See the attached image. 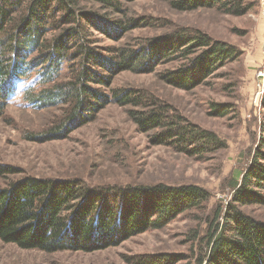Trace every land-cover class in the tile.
<instances>
[{
	"label": "trees",
	"instance_id": "16d2710c",
	"mask_svg": "<svg viewBox=\"0 0 264 264\" xmlns=\"http://www.w3.org/2000/svg\"><path fill=\"white\" fill-rule=\"evenodd\" d=\"M138 0H0V115L31 52V63L58 70L55 87L35 97L39 110L54 108L60 119L40 137L65 139L92 122L109 104L125 107L137 131L152 133V145L189 155L223 147L214 133L188 122L168 104L133 88H114L123 72L158 73L174 89L190 92L215 71L236 61L235 46L198 29L174 28L140 45L122 41L147 17H131ZM176 12L214 10L241 17L256 0H162ZM111 44L100 45L95 34ZM212 113L228 115L227 106L210 104ZM264 121V107H263ZM0 165V177L13 174ZM230 200L213 212L204 248L194 263L185 255L159 253L126 258L127 264H264V222L241 211L264 207V138L237 178L229 183ZM211 195L194 184L164 183L90 186L76 179L25 177L0 187V241L44 253H93L117 247L147 231L161 230L186 212L200 210ZM199 233L192 237L196 241Z\"/></svg>",
	"mask_w": 264,
	"mask_h": 264
},
{
	"label": "rangeland",
	"instance_id": "374dc122",
	"mask_svg": "<svg viewBox=\"0 0 264 264\" xmlns=\"http://www.w3.org/2000/svg\"><path fill=\"white\" fill-rule=\"evenodd\" d=\"M127 8L131 17H147L151 23L126 35L125 43L140 45L174 28H188L240 50L236 61L219 68L190 92L166 86L157 77L176 63L160 64L153 74L123 72L113 82L114 88L141 90L170 105L188 122L214 133L223 147L192 156L173 147L152 145V133L138 132L126 116L127 108L115 104L107 105L92 122L65 139L42 141L40 134L49 130L62 112L54 108L19 112L7 105L0 115V165L14 173L0 177V187L25 177L76 179L90 186L194 184L209 191L211 199L202 209L182 214L161 230L144 232L117 247L93 253L51 254L0 241V264H127L126 258L159 253L182 254L194 263L204 248L214 210L230 200L229 183L242 172L264 138V88L254 103L259 90L256 75L264 69V18L258 0L241 17L207 9L180 13L162 0H138ZM95 34L100 45L111 44ZM245 64L252 70L246 71ZM65 74L64 66L60 78ZM212 103L227 106L228 115H214ZM241 211L264 222L263 206H245ZM198 233V239L192 240Z\"/></svg>",
	"mask_w": 264,
	"mask_h": 264
},
{
	"label": "clouds",
	"instance_id": "9594fccd",
	"mask_svg": "<svg viewBox=\"0 0 264 264\" xmlns=\"http://www.w3.org/2000/svg\"><path fill=\"white\" fill-rule=\"evenodd\" d=\"M31 52L26 53L29 59L26 61L15 87L7 95L6 103L19 112L38 111L40 105L36 103L35 97L55 87V82L59 80L58 70H46L31 63ZM246 71H251L246 64Z\"/></svg>",
	"mask_w": 264,
	"mask_h": 264
},
{
	"label": "built area",
	"instance_id": "2783aa9c",
	"mask_svg": "<svg viewBox=\"0 0 264 264\" xmlns=\"http://www.w3.org/2000/svg\"><path fill=\"white\" fill-rule=\"evenodd\" d=\"M259 3V10L261 13V16L264 18V0H258ZM264 55V54H263ZM257 79L259 80V90L257 91L255 97H254V103L258 101V99L261 97V94L263 93L264 88V69L259 70V72L256 75Z\"/></svg>",
	"mask_w": 264,
	"mask_h": 264
}]
</instances>
